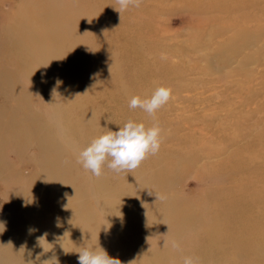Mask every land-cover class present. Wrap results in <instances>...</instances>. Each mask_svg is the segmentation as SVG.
Masks as SVG:
<instances>
[{
	"label": "bare ground",
	"instance_id": "1",
	"mask_svg": "<svg viewBox=\"0 0 264 264\" xmlns=\"http://www.w3.org/2000/svg\"><path fill=\"white\" fill-rule=\"evenodd\" d=\"M249 1L218 0L221 5L206 12H232L237 4L245 6ZM4 3L1 0L0 6ZM203 10L199 7L193 13H206ZM137 14L133 7L119 14L115 0H98L95 5L93 0H20L13 14L2 15L0 181L9 190L3 186L0 190V222H4L0 225V264H41L53 256L59 264H78L77 253L84 246L101 247L121 264H182L189 256L198 264L220 263L229 260L230 255L237 264H264V180L258 187L251 173L243 177L248 173L246 167L257 158L251 150L225 154L227 157L203 169L209 181L200 196L206 202L197 210L192 200L170 196L169 183L164 185L160 173L152 172L149 179H143L148 177L143 173L113 180L110 175L112 186L108 187L104 185V174L97 178L84 171L74 177L75 169L78 173L83 165L78 163L80 149L73 145L77 141L66 134L62 111L70 114L77 109L80 125L95 117L104 101L112 100L120 114L137 111L129 110L128 105L138 88L142 54L150 57L152 51L147 44L140 46L143 42L139 40L145 42L148 38V26H143ZM243 19L212 20V30L216 31L211 32L212 37L221 36L224 28L239 26L237 34L221 43L233 52H239L235 49L242 44L244 51L252 37V21L246 23ZM196 21L205 22L201 18ZM194 23H190L192 28ZM255 29L264 32L263 25ZM90 37L95 42L90 44ZM199 46L203 45L194 43V47ZM232 54L224 59L230 60ZM121 70L126 73L123 77ZM236 75L241 79L231 81L232 88L236 86V93H242L247 85L246 73L232 71L228 78ZM99 81L108 85L101 96ZM54 88L61 91L59 99L52 94ZM26 89L32 92L30 98ZM49 99L52 103H45ZM68 126L72 128L71 121ZM97 130L96 122L91 120L87 146L97 137ZM261 132L263 136L264 128ZM30 150L33 156L26 154ZM7 152L13 154L10 162L3 160ZM202 153L219 156L224 149L197 154ZM26 157L34 161V168L28 176H20L15 166ZM259 157L263 159L264 155ZM152 178L160 179L156 182L161 184L159 190L150 183L152 180L156 184ZM73 179L78 186L71 184ZM127 185L134 191H116ZM80 194L82 199H78ZM90 200L97 201L100 209L109 207L110 216L91 207L87 211ZM54 210L59 211L57 217L64 218V226L58 224L61 219H50L49 213ZM30 228L35 231L30 233ZM45 232L49 244L44 243L43 250L36 241ZM172 240L180 243V250L171 247Z\"/></svg>",
	"mask_w": 264,
	"mask_h": 264
},
{
	"label": "rangeland",
	"instance_id": "2",
	"mask_svg": "<svg viewBox=\"0 0 264 264\" xmlns=\"http://www.w3.org/2000/svg\"><path fill=\"white\" fill-rule=\"evenodd\" d=\"M4 1V5L0 6V23L2 15L15 12V7L20 0ZM217 1L143 0L139 8L133 7V11H138L137 15L144 21L143 26L145 24L148 26V38L145 42L139 40V42H143L140 46L144 48L147 44L153 51H151L150 57L142 54L137 77L138 88L133 91V96L143 95L146 99L151 97L157 87L171 89L168 103L156 112L155 117L148 116L139 108L136 112L120 114L116 111V105L112 103V100L100 103L101 107L97 108L95 117H90V120L82 122L81 125L77 121L76 115L79 114L77 109L72 110L70 114L62 111L61 120L67 126L66 134L69 138L74 137L77 144L73 142V145H76V149H80V151L87 147L86 135L89 132L91 120L95 121L98 126L97 136L108 130L118 131L119 127L129 120L143 123L146 127H151L154 122H158L162 129L159 152L156 155L149 154L141 165L131 172L116 173L107 168L106 162L103 167V174L107 176V179L104 180L106 187L112 186L110 175L113 176V180L115 178L126 179L128 176H132L131 174L143 173L148 176L143 179H149L152 172L153 174L160 173L159 177L165 181L164 185L169 183L167 193L170 196L177 194L179 197L192 200L195 210L198 207L201 209L199 205L206 201L200 194L206 190L209 181L207 175L202 174L203 169L241 149L246 152L251 150L257 154V158L255 157L252 164L246 167L248 173L247 175L245 173L243 177L247 178L251 173V178L255 179L258 187L263 183L264 158L259 159V154L264 155V135L262 136L261 132L264 128V32L254 31H257L255 26L258 28L260 25L264 26V14H261L260 11L264 7V0L261 2L251 0L245 6L237 4L232 12H224V9H220L221 12H206L214 5L220 6L221 4ZM93 2L95 5L98 0H93ZM199 7L203 8L206 13L200 15L193 13V10ZM35 10L38 12L37 8ZM153 12L155 15H152ZM237 17L244 18L246 23L252 21L249 25V35L252 37H250V43L243 47L244 51L241 50L242 44L238 45L236 41L238 47L235 50L239 49L240 53L225 48L221 43L224 40L227 41L232 34H237L240 30L239 26L224 28L221 36L212 37L211 35V32L213 34L216 32L212 30L215 28L212 20L227 22ZM197 18H201L205 22L200 23L196 21ZM191 22H195L194 29ZM89 40L90 44L94 41L92 37ZM194 43L206 46L194 47ZM229 53H233L232 58L225 60ZM237 70L244 71L247 77V85L242 93L240 91L236 93V86L232 88L231 83V81L241 78L237 75L234 76V79L228 78L230 72ZM121 73L122 77L126 75L122 70ZM225 75L227 77H224ZM122 79L125 82V79ZM97 84L100 87L98 91L101 92L98 95L101 96L108 85L102 84L101 81ZM67 86L70 85L67 84ZM26 90V96L30 98L32 92ZM54 94L57 99L61 97V91H56ZM95 98L99 99L98 96ZM1 103L2 99L0 98ZM45 103L51 104L52 101L49 99ZM59 105L61 108H65L67 102L66 105ZM129 110L132 111L131 108ZM69 121L72 123V128L68 126ZM80 128L83 129L80 130ZM237 134V138L232 139L233 135ZM216 148L224 149V153L210 157L204 156V153L197 154L200 151ZM26 154L33 156L31 150ZM225 154L227 155L225 156ZM12 156V153L8 154L7 152L3 155V160L10 162ZM33 162L28 157L21 163L17 162L15 167L18 169L19 175L28 176L34 168ZM84 171H87L84 167L78 173L75 169L74 177ZM87 174L90 176L89 173ZM152 179L155 183L160 180ZM150 183L157 190L161 188L159 183L154 184L152 180ZM71 184L78 186L79 182L73 179ZM2 186L5 190H9L8 186L0 181V190ZM95 186L97 189V184ZM122 190L130 193L134 191L129 185L120 190L119 187L116 189L117 192ZM112 196L115 197L117 194ZM82 198L83 195L80 194L78 199ZM99 199L101 200V198ZM233 199L235 198L233 197ZM215 201L217 199H214ZM89 207L94 208L93 210L97 212L102 210V215L110 216L109 207L104 206L100 209V204L97 201L94 203V200H90V203L86 204L87 211ZM57 212L59 211L50 212V219H61L62 223H57L64 226V218L57 217ZM68 222L70 223L71 220ZM70 227L72 228V226ZM238 235L244 237L242 234ZM228 259L220 263L209 262L207 264H237L238 262L233 255H230Z\"/></svg>",
	"mask_w": 264,
	"mask_h": 264
},
{
	"label": "clouds",
	"instance_id": "3",
	"mask_svg": "<svg viewBox=\"0 0 264 264\" xmlns=\"http://www.w3.org/2000/svg\"><path fill=\"white\" fill-rule=\"evenodd\" d=\"M115 3L121 14L130 7L139 8L143 0H115ZM59 83L60 81H57V85ZM54 93H56L55 88L52 94ZM170 97L171 89L157 87L150 98L141 99L139 96H132L128 106L131 109L139 108L148 116L155 117L156 112L168 103ZM161 132L158 122L146 127L143 123L129 120L119 127L118 131L108 130L92 139L90 144L79 152L78 163H82L84 169L97 178L103 175L106 162L107 168L116 173L131 172L137 169L149 154L156 155L159 152ZM160 198L164 199V197ZM0 225L4 226V222H0ZM32 231L35 229L30 228L29 232ZM47 236L48 233L45 232L37 237L36 243L42 249V245L48 243ZM170 243L174 250H180L179 242L172 240ZM77 255L78 264H121L119 259L109 257L101 247L96 249L92 246H84ZM53 260H57L55 256L42 261L41 264H52ZM57 264H59L58 260ZM129 264H134V261H130ZM182 264H198V260L190 256L184 257Z\"/></svg>",
	"mask_w": 264,
	"mask_h": 264
}]
</instances>
